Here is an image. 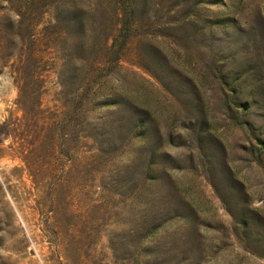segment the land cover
I'll return each mask as SVG.
<instances>
[{
	"label": "rangeland",
	"instance_id": "374dc122",
	"mask_svg": "<svg viewBox=\"0 0 264 264\" xmlns=\"http://www.w3.org/2000/svg\"><path fill=\"white\" fill-rule=\"evenodd\" d=\"M128 4L0 0V264H264V0Z\"/></svg>",
	"mask_w": 264,
	"mask_h": 264
},
{
	"label": "trees",
	"instance_id": "16d2710c",
	"mask_svg": "<svg viewBox=\"0 0 264 264\" xmlns=\"http://www.w3.org/2000/svg\"><path fill=\"white\" fill-rule=\"evenodd\" d=\"M122 5H123V8H122V13H116V18H117V22H116V28L118 27V31H122V30H125V29H131L132 26L134 25V23L137 22V17H136V13H131V10H130V7L128 6V0L125 2V0H120ZM34 3V2H32ZM53 21V23H51V27H54V25H58V23L61 21V19L58 17L56 18H53L51 19ZM79 19H73L69 22H71V24L73 26H77V31L79 32V35H83V36H86L88 31H86V29L88 28V23H84L82 21H78ZM20 20H16V22H19ZM51 21V22H52ZM36 22H34L33 26L36 25ZM89 30V29H88ZM31 39H32V43H33V46L35 45V37L36 35L34 33H32L31 35ZM48 45V48H53L54 47V44L55 42L54 41H50ZM192 88L193 89H197L198 86L197 84H193L192 82ZM82 95V94H81ZM20 102V101H19ZM38 106H40V103H38ZM84 106V105H83ZM83 108V107H82ZM143 123V122H142ZM44 140V139H43ZM19 156H20V159L25 163V165H30V161L32 160V157H33V153L32 152H29L27 147L25 146H21L20 147V151H19Z\"/></svg>",
	"mask_w": 264,
	"mask_h": 264
}]
</instances>
